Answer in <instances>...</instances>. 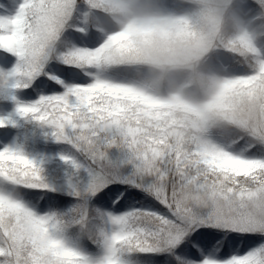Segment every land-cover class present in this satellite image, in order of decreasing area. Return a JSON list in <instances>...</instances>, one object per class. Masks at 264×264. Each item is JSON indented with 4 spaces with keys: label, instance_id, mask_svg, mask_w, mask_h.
Listing matches in <instances>:
<instances>
[{
    "label": "snow or ice",
    "instance_id": "6c2138e0",
    "mask_svg": "<svg viewBox=\"0 0 264 264\" xmlns=\"http://www.w3.org/2000/svg\"><path fill=\"white\" fill-rule=\"evenodd\" d=\"M0 264H264V0L0 3Z\"/></svg>",
    "mask_w": 264,
    "mask_h": 264
},
{
    "label": "rangeland",
    "instance_id": "374dc122",
    "mask_svg": "<svg viewBox=\"0 0 264 264\" xmlns=\"http://www.w3.org/2000/svg\"><path fill=\"white\" fill-rule=\"evenodd\" d=\"M7 0H0V3H6Z\"/></svg>",
    "mask_w": 264,
    "mask_h": 264
}]
</instances>
